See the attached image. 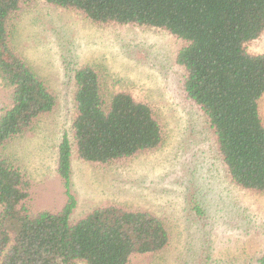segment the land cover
I'll return each instance as SVG.
<instances>
[{
  "label": "trees",
  "instance_id": "1",
  "mask_svg": "<svg viewBox=\"0 0 264 264\" xmlns=\"http://www.w3.org/2000/svg\"><path fill=\"white\" fill-rule=\"evenodd\" d=\"M36 0H0V78L10 88L0 113V150L55 105V96L11 44V19ZM73 9L93 23L163 29L184 41L176 55L179 91L205 116L229 181L264 192V51L250 46L264 34V0H42ZM74 80L71 137L58 145L56 172L65 201L34 209L31 181L0 155V264H129L164 250L170 235L146 210L113 205L77 220L71 157L107 165L157 148L163 127L153 106L126 91L106 95L96 71L83 66ZM193 210L200 213L197 204ZM252 264H264V253ZM249 262L248 264H250Z\"/></svg>",
  "mask_w": 264,
  "mask_h": 264
},
{
  "label": "rangeland",
  "instance_id": "2",
  "mask_svg": "<svg viewBox=\"0 0 264 264\" xmlns=\"http://www.w3.org/2000/svg\"><path fill=\"white\" fill-rule=\"evenodd\" d=\"M10 23L12 46L56 101L0 150L30 179L34 209H60L65 201L57 150L63 135L71 137L74 73L89 66L106 95L126 91L149 102L163 140L153 150L107 165L72 154L70 190L76 202L70 218L108 205L157 216L169 232L168 246L136 255L129 264H252L264 253V192L229 181L205 116L179 91L176 55L183 40L153 27L93 23L42 0L22 6ZM250 49L264 51V34ZM9 89L0 78V113L9 105ZM258 106L264 123V94Z\"/></svg>",
  "mask_w": 264,
  "mask_h": 264
}]
</instances>
